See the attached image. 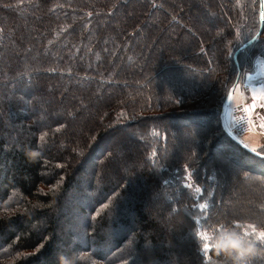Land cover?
I'll use <instances>...</instances> for the list:
<instances>
[{"label": "trees", "instance_id": "16d2710c", "mask_svg": "<svg viewBox=\"0 0 264 264\" xmlns=\"http://www.w3.org/2000/svg\"><path fill=\"white\" fill-rule=\"evenodd\" d=\"M262 17L264 0H0V264H264L212 247L223 223L264 251V157L223 111L264 58V28L235 57Z\"/></svg>", "mask_w": 264, "mask_h": 264}, {"label": "rangeland", "instance_id": "374dc122", "mask_svg": "<svg viewBox=\"0 0 264 264\" xmlns=\"http://www.w3.org/2000/svg\"><path fill=\"white\" fill-rule=\"evenodd\" d=\"M122 17L123 16L119 15L117 19H121ZM24 22L25 21L23 20V23ZM149 48H150V45H149ZM156 52L157 50L152 49L150 54L153 56ZM158 61L159 60L156 58V62ZM254 68H255L254 70L252 68V71L247 70L243 72L241 81L237 84V87L235 90L237 92V95L239 96V99H240L238 100L239 102L242 101L243 98L246 100L249 113L257 129L255 133L261 134L263 130L258 125V123H262V124L264 123L262 121V118L264 117L263 116V113H264V108H263L264 107V58H257ZM63 85H64V79L51 80L50 83H48V86H54L53 90L55 91V93L49 91V92H46L45 94H42L43 99L45 101H50V104L52 106V113H54L53 107L55 106V104L58 103V99L60 95H62L65 91L64 90L65 87H63ZM49 88L51 89V87ZM84 94L85 93L82 91L80 92V91L73 90V92L71 91L70 96L75 99H80L82 96H84ZM78 116L80 119L86 117L85 112L79 113ZM133 166H136V164L135 165L133 164ZM154 198L155 197L153 194L152 202L154 203V206H151V207L158 209L159 203L157 202L159 201L154 200Z\"/></svg>", "mask_w": 264, "mask_h": 264}, {"label": "clouds", "instance_id": "9594fccd", "mask_svg": "<svg viewBox=\"0 0 264 264\" xmlns=\"http://www.w3.org/2000/svg\"><path fill=\"white\" fill-rule=\"evenodd\" d=\"M229 99H231V96H229ZM248 227H252V225ZM215 232L216 236L212 243V247L216 249L217 253L223 252L234 257L238 262L245 257L264 255V251L257 250L256 245L247 239L249 233L246 229L238 232L221 223L218 228H216ZM261 233H264V230L259 231L257 239L261 238Z\"/></svg>", "mask_w": 264, "mask_h": 264}, {"label": "built area", "instance_id": "2783aa9c", "mask_svg": "<svg viewBox=\"0 0 264 264\" xmlns=\"http://www.w3.org/2000/svg\"><path fill=\"white\" fill-rule=\"evenodd\" d=\"M228 112H230L229 122L225 119ZM226 113L224 114V123L229 133L236 139L241 140L242 136L257 131L244 98L236 104L231 103Z\"/></svg>", "mask_w": 264, "mask_h": 264}, {"label": "crops", "instance_id": "0c3cea01", "mask_svg": "<svg viewBox=\"0 0 264 264\" xmlns=\"http://www.w3.org/2000/svg\"><path fill=\"white\" fill-rule=\"evenodd\" d=\"M240 100L239 99V96L237 95V92L235 90L234 94H233V98H232V104H236L238 103ZM264 108V107H263ZM230 112L226 113L225 115V119L227 122H229L230 120ZM263 116H264V113H263ZM262 121L264 122V117L262 118ZM258 125L261 127V130L262 133L261 134H258V133H249L247 135H244L241 137V140L243 142H245L249 147L253 148V149H259L261 147L264 146V123H258Z\"/></svg>", "mask_w": 264, "mask_h": 264}, {"label": "water", "instance_id": "95a60500", "mask_svg": "<svg viewBox=\"0 0 264 264\" xmlns=\"http://www.w3.org/2000/svg\"><path fill=\"white\" fill-rule=\"evenodd\" d=\"M264 28V17H262V20H261V29L259 30V32L251 39L249 40L247 43L243 44L239 50L236 52L235 54V57L237 56V53L240 51V50H243L245 49L246 47H248L251 43H253L254 41H256L258 39V37L261 35V32ZM239 74H240V71H239ZM238 82V81H237ZM237 87V83L231 88L227 98H226V101L224 103V106H223V111H224V114L227 112V109L228 107L230 106L231 104V101H232V98H233V94L235 92V89ZM229 96H231V99H229ZM241 145L246 148L248 151H250L251 153L255 154V155H258V156H261V157H264V154H261L259 153L257 150L249 147L245 142L241 141Z\"/></svg>", "mask_w": 264, "mask_h": 264}, {"label": "snow or ice", "instance_id": "6c2138e0", "mask_svg": "<svg viewBox=\"0 0 264 264\" xmlns=\"http://www.w3.org/2000/svg\"><path fill=\"white\" fill-rule=\"evenodd\" d=\"M188 187L191 188L192 185H188ZM197 191H199V189H197ZM200 207H201V208H204V207H206V205H200ZM253 231H255V228H253ZM260 237H261L262 239H264V233H261V234H260ZM205 238H207V237H205ZM205 247L207 248L208 245H206Z\"/></svg>", "mask_w": 264, "mask_h": 264}]
</instances>
